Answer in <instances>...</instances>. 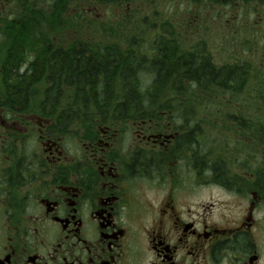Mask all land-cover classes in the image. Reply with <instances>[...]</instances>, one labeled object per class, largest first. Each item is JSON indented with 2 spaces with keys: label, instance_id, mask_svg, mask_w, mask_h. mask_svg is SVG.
<instances>
[{
  "label": "flooded vegetation",
  "instance_id": "1",
  "mask_svg": "<svg viewBox=\"0 0 264 264\" xmlns=\"http://www.w3.org/2000/svg\"><path fill=\"white\" fill-rule=\"evenodd\" d=\"M158 1L191 7L193 40L141 49L131 66L163 56L180 63L168 85H264V0ZM87 2L0 0V42L17 39L0 53V264H264V110L251 113L236 101L226 142L244 153L232 144L226 158L202 162V127L184 95L177 109L96 111L123 118L97 124L90 137V119H77L88 136L67 149L63 140L75 127L60 124L56 102L27 109L35 58L27 63L25 49L70 56L74 40L52 48L41 39L73 37L72 6ZM235 88L230 98H250ZM254 98L264 101V89ZM203 187L218 195L202 201Z\"/></svg>",
  "mask_w": 264,
  "mask_h": 264
},
{
  "label": "rangeland",
  "instance_id": "2",
  "mask_svg": "<svg viewBox=\"0 0 264 264\" xmlns=\"http://www.w3.org/2000/svg\"><path fill=\"white\" fill-rule=\"evenodd\" d=\"M115 4H103L99 0H90L88 4H74L72 23L74 29L73 37H46L41 39L44 42V46H52V48L58 44L61 47H67L68 43L74 40V46L79 43H84L91 47L95 52L102 51L111 46H115L121 53L120 57H128L133 55L134 52L139 53L141 49H152L151 46L156 43H162L163 48L168 49L170 47L176 46L181 48L182 45H190L193 40L191 37L193 35L194 21H188L193 13L191 7L189 8L186 4H180L179 2H170L165 4L158 0H133L130 4L125 1H120ZM192 22V23H191ZM185 24L186 31L181 29V26ZM181 29V30H180ZM8 39H1L0 42V53L7 48V44L10 47L12 42L17 41L16 38L12 37ZM36 38L26 39V44ZM78 42V43H77ZM77 43V44H76ZM25 44V43H24ZM154 49H158L154 46ZM171 49V48H170ZM52 50L55 49H25V59L27 63H30L34 58L35 69L26 75L28 80L27 95L29 100L26 101L27 109H51L53 106H48L43 104V93L44 89L48 87V82L46 81L48 70H47V59ZM67 50V49H62ZM180 50V49H179ZM30 57L32 59H30ZM146 73V72H145ZM145 73H141V70L131 71L128 80H134L138 75L143 78ZM120 74L115 73L111 84L116 85L120 82ZM163 87V85H156V87ZM226 86H214L212 89L215 91H203L199 94V97L194 99L193 97L186 98L185 102L191 101V109L195 108L197 111L196 121L200 120V125L202 127V146H201V160L202 162L212 161L213 159L226 158V152L228 149H232V144L235 150L244 153V149L240 144L226 142L227 132L226 125L230 122V117L228 111L232 110L235 102L238 104L247 103L249 105V111L252 113L258 110H264V101H255L253 96L256 94H261L264 89V85L250 84L248 86H241L236 94L240 93L244 89L245 94H249L250 98L242 99L234 96L230 98L233 88L228 89L223 88ZM187 90L190 91H200L199 87L187 86ZM220 92H216V91ZM165 93H158L153 97L155 100L149 106H161L164 107L167 103H172L174 105L177 101L174 99L170 102L167 98H174L173 94L168 91V87H165ZM169 94L167 97L166 94ZM212 93L218 94V96L211 97ZM244 94V95H245ZM82 95V93H81ZM111 100L117 99V94H110ZM74 88H65L61 94L60 105L67 106L70 102L74 101L76 97ZM86 98V95H84ZM233 97V96H231ZM193 98V99H191ZM240 99V100H238ZM88 100L89 97H88ZM233 100V102H231ZM154 104V105H152ZM56 109L61 113L60 116H69L66 119H60L61 125H73L74 131L67 133V139L63 140L64 148H68L69 142H73L74 138L81 139V141H86L87 134H83L82 127L80 123L75 120L77 113L80 111L72 109H59L56 105ZM162 110L163 108H156ZM149 110V109H146ZM108 112L109 110H95L90 109L83 111L84 114L90 116L91 126L89 129L92 131L90 136L97 134V124H105L108 126H117V122L110 119L112 116L110 113H103V115H95L94 112ZM217 111V114H213ZM213 114V115H210ZM98 116H104L99 118ZM252 117L250 114L249 117ZM98 117V118H97ZM165 119L160 117L155 119L154 122L161 127L164 122L161 121ZM73 120V121H72ZM217 121L223 126L222 131H216L212 128L215 125L213 121ZM70 121V122H68ZM195 123V122H194ZM193 123V124H194ZM153 124V123H152ZM130 127L133 123L129 122ZM226 131V132H225ZM223 132V133H219ZM231 139V138H229ZM208 159V161H207ZM220 166L219 168H222ZM216 196L218 193L215 189L210 187H203L201 193V200H210V196Z\"/></svg>",
  "mask_w": 264,
  "mask_h": 264
},
{
  "label": "trees",
  "instance_id": "3",
  "mask_svg": "<svg viewBox=\"0 0 264 264\" xmlns=\"http://www.w3.org/2000/svg\"><path fill=\"white\" fill-rule=\"evenodd\" d=\"M158 47V49H165L163 46L161 47V45ZM72 49L73 51L70 56L67 55L66 51L57 50L56 54H51L47 60L48 77L52 79L53 86L48 85L42 102L48 106L56 102L59 109L69 108L80 111L76 115L78 120L90 118V116L83 112L90 109H111L112 111L154 110L156 108L177 109L182 99L179 98L181 95H184L185 98H195L199 96L204 89L215 91L212 89L213 86L185 85L183 82L174 85L162 83L173 72V68L180 66L179 62H175L174 67L171 66L169 62L164 60L163 56L154 58V60L149 63L147 62L148 65H146V68L141 69V73L146 72L144 76L149 79H140L137 75L134 80H128L131 71H136L138 68L140 69L141 64H137L136 67L131 66L130 62L131 60L133 61L131 55L121 58V52L115 46L103 49L98 53L84 43H79L76 46L73 44ZM32 71L33 70L26 72V75ZM115 73L120 74L121 78L118 84L113 85L111 81ZM62 75H65L64 79H62ZM177 77H179V75H177ZM156 85H163V87H156ZM187 86H192L194 88L199 87V89L203 90L195 92L192 90L188 91ZM165 87H168V91L174 96V98H167V100L170 102L174 99L177 102L174 105H170L173 104V102H170L164 105V107L153 106V108H151L149 105L155 101L153 97L158 93L167 92L165 91ZM27 88L28 80L26 83V94H28ZM65 88H74V97L76 98L67 106H62L60 105V100L61 94ZM223 88L235 87H228L226 85V87ZM216 92L220 91L217 90ZM113 93L117 94V99L114 101L111 100L112 95L110 96V94ZM53 95L54 99L52 97ZM84 95H86V98ZM168 95L167 93L165 96L167 97ZM88 97L90 100H88ZM142 116L143 115H140V117ZM98 117L103 118L104 116ZM63 118H69V116H59V119ZM118 118L123 117L112 116L110 119Z\"/></svg>",
  "mask_w": 264,
  "mask_h": 264
}]
</instances>
